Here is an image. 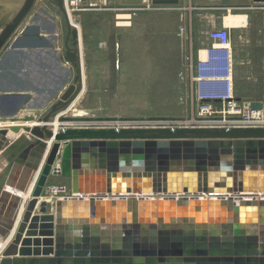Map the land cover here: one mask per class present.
Wrapping results in <instances>:
<instances>
[{"label": "water", "instance_id": "water-1", "mask_svg": "<svg viewBox=\"0 0 264 264\" xmlns=\"http://www.w3.org/2000/svg\"><path fill=\"white\" fill-rule=\"evenodd\" d=\"M117 1L124 8H143L146 2ZM252 1L264 5V0ZM40 4L59 18L61 35L44 31V10L35 12ZM153 5L179 7L180 0ZM80 45L65 0H0V65L8 52H57L58 46L75 72L37 123L34 116H21L43 108L36 94L0 91V120L25 125L0 129V165L6 161L0 167V245L17 224L23 195L51 141L53 153L66 143L60 166L41 169L32 205L51 175L67 180L74 195L54 206L41 203L17 256L3 255L0 264H264V199L258 198L264 195V128L66 129L56 134L51 123L83 91ZM250 109L262 111L263 105L252 102ZM10 133L28 137L12 139Z\"/></svg>", "mask_w": 264, "mask_h": 264}, {"label": "crops", "instance_id": "crops-1", "mask_svg": "<svg viewBox=\"0 0 264 264\" xmlns=\"http://www.w3.org/2000/svg\"><path fill=\"white\" fill-rule=\"evenodd\" d=\"M200 3L197 0H180L179 7H181V9L179 11L180 13L182 12L181 17L184 18L185 21L189 20V23L186 24L191 27V35L186 36V40H184L182 36L173 38L174 54L172 60L164 58L165 48L159 46V43H156V49L151 45L153 41H151L148 34L149 22L147 19L136 18L137 20H134V18L129 15L128 18H126L129 20H127L125 26H120V22L117 23L116 29L117 32H120V34H117L119 40L115 43V49L110 51V57L108 59L111 75L110 84L112 86L114 84L116 90L121 91L122 87L119 88V85L122 84L124 77V85H126V89L131 92V101L127 102V106H150V72L158 74L162 72L161 70L165 72L164 69L170 68L172 69V73L175 76L174 80L177 84H181V82L185 80V85L183 87L181 84V89L184 93L177 95L176 104L174 105V116L177 118L181 117L182 115L180 114L183 111L185 112L188 107H192L189 90L191 73L189 71V62L187 58L183 61L182 49L185 43L191 44L194 53L190 52L189 54H193L194 62H196L198 56L200 55L203 57L205 50L212 45V42L208 38V33L205 34L201 29L202 25H199V23L202 22V18L198 14L201 13L202 15L207 14L206 18L209 17L208 19H211L212 25L214 23L217 29L227 28L231 33L234 53V94L237 102L241 104L259 102L264 107V33H256L259 28L256 27V21L253 18L256 13L260 14L261 10H256L255 7H257V5L250 0V3L241 13L246 16L245 24L238 29H230L226 26V19L231 14L230 10H228L229 13H226L225 9L220 8V6H215L217 8L213 7L209 9L210 13H208L202 8L203 5ZM41 8H43L45 14L43 12L40 14ZM231 10L234 11L233 8H231ZM35 12H38L42 16V24L45 32H52L56 29L60 35L62 34L59 18H57L46 6L40 4V6L35 8ZM32 19L33 14H31L26 23L21 27L17 36ZM72 19L74 24L78 26L80 32L84 85L81 95L69 110L73 107L75 108L76 104L78 108H80V103L89 90V82L87 79L89 63L87 65L85 57L86 52L83 49L82 31L79 25L76 24L77 20L73 17ZM174 23L175 25L178 24L177 19ZM262 26L264 28V20ZM122 27L127 30H121L123 29ZM127 27L133 29L128 30ZM232 30L237 32V36H232ZM153 50L155 51L152 52ZM153 53H155L156 56L153 55ZM11 55L13 56V60H17L20 63L18 64L17 62V68H22L25 65V69H19L17 71V78L20 82L26 83L27 86L8 90L34 93L37 95L36 102L38 105L50 106L60 98L73 82L75 72L73 68L63 60L61 49L58 46L57 52L51 50H25L13 52ZM10 65L13 66L14 63H10ZM94 66V74L98 75V71H100L101 74L103 70L106 73V69L101 70V63L96 62L95 65L93 64V67ZM91 73L92 71L90 75ZM96 78L98 79V77ZM122 89L124 90V87ZM175 89L176 87H174V90ZM4 90L7 89H0V91ZM161 92L163 93V91ZM121 97L127 100V97ZM158 98L161 99L162 97L158 95ZM97 104L100 106L101 100ZM70 114L71 112H68L62 117H74L70 116ZM16 125L17 127H25L23 124ZM61 125L62 124H59V129H61ZM53 127H55V124ZM0 128H12V125H3L0 126ZM25 135H27V133H25ZM1 166L2 163L0 167ZM1 170L0 168V172Z\"/></svg>", "mask_w": 264, "mask_h": 264}, {"label": "rangeland", "instance_id": "rangeland-1", "mask_svg": "<svg viewBox=\"0 0 264 264\" xmlns=\"http://www.w3.org/2000/svg\"><path fill=\"white\" fill-rule=\"evenodd\" d=\"M200 4L203 5L202 8L208 13H210L209 9H212L215 6H220V8L225 9L226 13H230L233 15H240L243 12V9L250 3V0H197ZM87 5H82L73 11V18L77 21L76 24L79 25L82 36H83V49L86 52L85 57L87 61V65L89 63V73L87 74V79L89 82V90L83 97L80 108L78 105H75L68 112H71L70 116L74 117H65L69 118L65 123H62L61 129L65 128L66 125L70 122H77V121H87L90 119H99L102 120H117V121H129V120H146L145 123H148V127H152L154 124H163V125H178V124H188L186 122H191L194 113L196 112V106L192 104V107H188L186 111L182 112L180 115L181 117L174 116L175 110V102L177 99V95L180 93H184L181 89L185 85V80L181 82V84H177L175 82L174 74L172 73V69L166 68L161 70L160 73H152L150 72V98H151V105L148 107L142 106H127V102H130L131 92L126 89L125 79L123 77L122 84L119 85L121 91L116 90V86L111 83V75L109 71V62L108 59L110 57V51L115 49V43L119 40L117 34L116 25L119 23L124 22V24L120 26H125L129 15L125 12H119L118 6L119 3L117 0H86ZM93 5V6H92ZM217 8V7H215ZM234 9V11L231 10ZM181 7L177 8H170L166 11H152V12H135L132 14V18L134 20L137 19H147L149 22V37L151 38V42L156 49V43H159V46L165 48L164 58L171 59L173 58L174 49H173V38L176 36H182L184 40H186V36H189L191 33V27L187 26L189 20L185 21L184 18L181 17L182 12L180 13ZM227 9V10H226ZM204 11V12H205ZM75 12V13H74ZM205 12V13H206ZM195 13V12H193ZM201 16L202 22L199 25H202V30L206 34L212 30L216 29V25H212L211 19L206 18L207 14H198ZM120 16V17H118ZM130 17V18H131ZM56 18V17H55ZM119 18V19H117ZM137 18V19H136ZM256 21V27H258V31L256 33L263 34L264 28L262 26L264 20V10L256 13L253 17ZM124 19V20H120ZM178 21V24L175 25V21ZM189 19V17H188ZM180 23V24H179ZM187 23V24H186ZM121 30H127L126 28L122 27ZM128 28V27H127ZM131 28V27H130ZM128 28V30H132ZM145 33V32H144ZM232 36H237V32L232 30ZM182 39V40H183ZM153 50L152 52H154ZM183 61L185 58L189 56H193V54H189L193 52L192 45L189 43H185L183 45ZM13 53V52H12ZM11 52L6 53L2 57L1 65H0V89H17L26 87L27 84L24 82H20L17 78V71L19 69H25L24 66L21 68H17V62L19 61L13 60V56ZM194 53V52H193ZM153 55L156 56L155 53ZM204 56V55H203ZM11 58V59H10ZM102 59V60H101ZM96 62L102 64V69H106V73L103 70L99 76L94 74ZM10 63H14L13 66ZM92 71L91 75L90 72ZM167 71V72H166ZM98 77V79L96 78ZM126 77V76H125ZM176 87V91L174 90ZM163 91V93L161 92ZM158 95L162 97L161 99L158 98ZM127 97L126 99H122V97ZM101 100V105L97 104ZM78 108V109H77ZM264 109V108H263ZM49 106H43V108H39L37 112L31 113V111L25 110L21 113V116H34L35 121L37 122L39 118H41L43 113L48 112ZM67 112V113H68ZM66 113V114H67ZM140 113V114H139ZM196 114V113H195ZM85 117V118H84ZM82 118L83 120H77ZM77 120V121H76ZM5 121L0 120V123ZM135 125V124H134ZM144 125V124H142ZM147 127V128H148ZM23 135L25 133H22ZM54 146V142L50 147ZM49 147V145H48ZM57 158V157H56ZM61 156H58V160H60ZM6 161L2 162V165L5 164ZM39 180L36 175L33 179V185L29 188L31 190V194L28 196L27 199H24V206L19 213V218L15 228L12 231V234L9 238H7V247H9L13 241L16 239L17 234L22 227V223L25 217L29 216L28 212L30 206L33 203L35 198V191L37 188ZM35 184V185H34ZM50 185H69V182L65 179L56 178L51 175L50 179L48 180L47 187ZM46 187V189H47ZM46 189L43 190L41 197L37 199V202H41L42 200L48 199L46 195ZM27 194V193H26ZM25 194V195H26ZM36 202V203H37ZM39 214V210L33 211L29 217L30 220L36 215ZM29 225V224H28ZM27 225V227H28ZM26 227V230H27ZM23 233V238L25 232Z\"/></svg>", "mask_w": 264, "mask_h": 264}, {"label": "built area", "instance_id": "built-area-1", "mask_svg": "<svg viewBox=\"0 0 264 264\" xmlns=\"http://www.w3.org/2000/svg\"><path fill=\"white\" fill-rule=\"evenodd\" d=\"M153 1L155 0H146L145 7L143 8H124L119 5L117 10L127 13L124 15L132 16L133 13L138 11H166L170 8H177L173 6H155L153 5ZM77 5H81V2ZM255 9L258 11L264 10V5H257ZM208 38L212 42V45L205 50L204 59L200 55L196 62H194L193 56L187 58L191 73L189 79L191 103L193 105L197 104L196 114L194 113L191 122H186L188 124H154L150 128L148 127V123H145L146 120L142 119L129 121L102 119L77 121L83 120L79 118L76 120L77 122L65 124L66 127L62 131L70 128L91 130L160 128L174 130L189 127L227 130L233 128H264V109L262 111L251 110L250 103L241 104L235 99L234 53L230 31L227 28L212 29L208 34ZM45 192L48 199L53 200L54 203L58 200L74 197L69 185H50Z\"/></svg>", "mask_w": 264, "mask_h": 264}, {"label": "bare ground", "instance_id": "bare-ground-1", "mask_svg": "<svg viewBox=\"0 0 264 264\" xmlns=\"http://www.w3.org/2000/svg\"><path fill=\"white\" fill-rule=\"evenodd\" d=\"M77 1H79V2H81V5H77V4H79V2H77ZM76 2H71V1H69V0H65V4H66V10H67V12H68V15H69V18H70V21H71V23H72V25L74 26V27H76L77 29H78V26L77 25H75L74 24V21H73V19H72V17H73V11H76V9L78 8V7H80V6H84V5H87V3L88 2H86V0L85 1H82V0H77ZM105 1V0H104ZM93 6V5H92ZM75 13V12H74ZM120 20H124V19H120ZM125 20H129V19H125ZM245 22H246V16L244 15V14H240V15H232V14H230L229 15V17L226 19V26H228L230 29H238V28H240V27H242V25L243 24H245ZM122 25L124 24V22L123 23H121ZM120 24V25H121ZM79 30V29H78ZM203 55H204V53H203ZM203 59H204V57H203ZM78 100V99H77ZM76 100V101H77ZM75 104V103H74ZM73 106V105H72ZM71 108V106L65 111V112H63L58 118H60V117H62L63 115H65L66 113H67V111L69 110ZM58 118H56L52 123H51V128L54 130V132L57 134V133H60L63 129H59L58 128V126H59V124H61L59 121H58ZM37 123V122H36ZM57 123V124H56ZM59 123V124H58ZM54 124H55V127H53L54 126ZM3 125H12V128L13 127H17V125H14V124H12V123H10V122H3V123H0V126H3ZM14 125V126H13ZM34 125V123H32L31 124V126H33ZM22 128V127H21ZM189 128H192V127H189ZM0 129H5V128H0ZM9 129V128H8ZM70 129H75V128H70ZM206 129H219V128H206ZM12 139H18V138H20V137H22L23 135H21V134H17V135H15V134H12V133H10V135H9ZM23 137H28L27 135H25L24 134V136ZM54 141H51L50 143H47L48 145H49V147L46 149V151H45V154H44V156H43V159H42V163H41V169H43L44 168V166L46 165V164H50L51 165V168H53V169H55V168H59V166H60V160H58V162H57V160L56 159H58V156H61V154H62V151H63V149H64V147H65V144L66 143H60V147H59V151H57V153H53L54 152V147L52 146V147H50L51 145H52V143H53ZM57 157V158H56ZM50 158H51V161H50ZM54 158V159H53ZM41 169H40V171H39V173L38 174H36V177L38 178V175H39V180H40V176H41V174H40V172H42L41 171ZM34 179V178H33ZM31 185H33V180H32V183H31ZM35 185V184H34ZM31 187V186H30ZM36 192V191H35ZM31 194V190L30 191H28L27 192V194L25 195H23V199H27L28 198V196ZM36 195V194H35ZM35 198H36V196H35ZM259 199H264V195H263V197H258ZM25 201V200H24ZM37 202V201H36ZM43 202H45V203H47L48 205H55V203L53 202V200H50V199H46V200H42L41 202H37L36 203V205L34 206V205H31L30 206V209H29V212H28V214H29V216H27V217H25V219H24V221H23V223H22V227L20 228V230H19V232H18V234H17V237H16V239L13 241V243L9 246V247H7V240H5V242L4 243H2L1 245H0V260L4 257L3 255H5L6 257L7 256H9V257H14V256H17V254H18V249H19V246H20V243H21V241H22V239H23V233H24V231L26 230V227H27V225L29 224V217H30V214L35 210V211H37V210H39V207H40V205H41V203H43ZM22 209V208H21ZM20 212H21V210H20ZM19 212V213H20ZM49 213L51 214V213H54V208L52 209V210H50L49 211ZM18 218H19V214H18V216H17V221H18Z\"/></svg>", "mask_w": 264, "mask_h": 264}]
</instances>
